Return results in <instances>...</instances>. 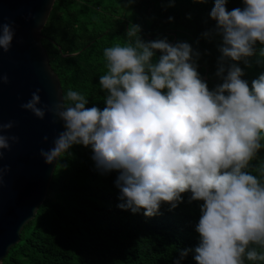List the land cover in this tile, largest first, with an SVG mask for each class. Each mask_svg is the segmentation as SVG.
<instances>
[{"label": "clouds", "instance_id": "1", "mask_svg": "<svg viewBox=\"0 0 264 264\" xmlns=\"http://www.w3.org/2000/svg\"><path fill=\"white\" fill-rule=\"evenodd\" d=\"M227 3L215 0L210 12L223 41L217 72L223 83L214 90L197 71L193 58L199 53L189 43L172 44L167 38L145 42L140 27L130 25L126 44L104 49L102 110L86 107L89 100L73 90L54 107L40 106V89L21 104L39 119L51 112L64 122L53 147L41 149L46 163L70 154L73 145H83L91 146L101 173L119 171L115 184L123 201L120 208L133 213L143 209L152 217L163 203L177 207L183 193H191L189 203L202 201L195 229L200 236L197 264L264 261V253L252 247L264 248V180L248 170L264 147V74L250 87L237 64L224 66L229 58L255 55L257 42L264 45V0H243V8L231 11ZM13 36L11 24L0 23V49L9 51ZM7 82L0 74V83ZM15 124L0 121V160L3 150L19 143L18 136L4 134ZM257 171L264 176V165ZM2 173L0 168V179ZM187 254L181 251V257Z\"/></svg>", "mask_w": 264, "mask_h": 264}, {"label": "trees", "instance_id": "2", "mask_svg": "<svg viewBox=\"0 0 264 264\" xmlns=\"http://www.w3.org/2000/svg\"><path fill=\"white\" fill-rule=\"evenodd\" d=\"M214 2L56 0L42 30V44L63 95L68 90L77 91L89 100L86 107L102 110L106 106V93L99 84L107 71L104 49L126 44L130 25L140 27L139 35L145 42L167 38L172 44L189 43L194 53H199L193 58L197 71L214 90L223 83L217 75L223 41L210 16ZM244 6L243 0H228L226 4L229 11ZM255 47V55L240 61L229 58L224 64L226 69L237 64L250 87L264 74V45L257 42ZM160 55L157 52L156 58ZM69 152L58 160L47 197L34 220L25 226L20 243L0 264H197L194 256L200 236L195 229L202 201L189 203L191 193H183V202L177 207L163 203L152 217L145 216L143 209L137 213L122 209L115 184L119 171L101 173L92 159L91 146L73 145ZM261 165L264 147L248 169L264 180L257 171ZM252 247L264 253L259 245ZM184 250L188 254L181 257ZM245 264L264 261L245 260Z\"/></svg>", "mask_w": 264, "mask_h": 264}, {"label": "water", "instance_id": "3", "mask_svg": "<svg viewBox=\"0 0 264 264\" xmlns=\"http://www.w3.org/2000/svg\"><path fill=\"white\" fill-rule=\"evenodd\" d=\"M56 0H0V23H10L13 41L9 51L0 49V121H15L7 136H18L11 150H3L0 179V262L20 243L26 225L44 203L58 161L46 163L41 149L53 147L65 130L64 122L46 113L44 119L21 108L40 89L41 107L63 102V90L42 44L45 27ZM55 120V123L53 122ZM48 137L45 141L44 137Z\"/></svg>", "mask_w": 264, "mask_h": 264}]
</instances>
